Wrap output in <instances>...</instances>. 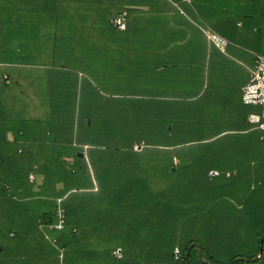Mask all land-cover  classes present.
Instances as JSON below:
<instances>
[{
    "label": "crops",
    "instance_id": "1",
    "mask_svg": "<svg viewBox=\"0 0 264 264\" xmlns=\"http://www.w3.org/2000/svg\"><path fill=\"white\" fill-rule=\"evenodd\" d=\"M51 1L17 6L15 19L0 20V43L13 38L17 43L29 33L37 43L49 41V34L62 43L61 51L53 45L51 63L39 61L43 57L26 63L0 56V179L30 192L14 197V206L1 198L0 217L12 215L15 226L36 228L42 235V242H33L37 247L54 243L35 221L48 203L35 190L44 178L53 185L48 175L53 156L65 155L70 164L76 152L82 157L95 152L110 155L111 162H96L94 170L88 165L91 178L80 181L79 194L70 189L59 197L65 220L67 211L78 226L84 257L79 264H91L94 236L175 233L172 229L181 227L176 209L183 193L211 182L239 187L241 218H264V129L249 119L261 113V106L245 104L241 97L255 53L264 54V27L252 21L253 15H241L237 0ZM24 10L44 14L23 19L29 14ZM121 11L127 12L123 29L111 21ZM206 28L228 39L224 50L207 38ZM23 75L30 78L20 79ZM92 98L99 123L109 117L112 132L123 131L115 135L121 142L117 147L80 141ZM136 143L143 146L135 149ZM210 170L219 174L210 176ZM188 198L191 202L194 196ZM251 240H260L261 249L252 245L246 251L261 259L263 238L252 234ZM117 246L124 258L123 246ZM141 256L142 264H151L149 247L143 245Z\"/></svg>",
    "mask_w": 264,
    "mask_h": 264
},
{
    "label": "rangeland",
    "instance_id": "2",
    "mask_svg": "<svg viewBox=\"0 0 264 264\" xmlns=\"http://www.w3.org/2000/svg\"><path fill=\"white\" fill-rule=\"evenodd\" d=\"M4 1L6 2V0ZM20 1L21 0H8V2H6V5H8L6 8L2 10L0 7V20L4 21V19L7 18L15 19V8L21 6L17 4ZM234 3L241 15H253L252 21L258 22L260 26L264 27V0H237V2L235 1ZM0 4H4V2L1 1ZM24 12L29 14L22 16L23 19H39L42 17L40 14H44L37 10H24ZM54 28L57 33H61L60 31L62 28ZM26 29L28 30V28ZM48 29L50 30V28ZM29 35L30 36H27L26 39L18 41L17 43L14 38L5 43L1 42V58L9 62L19 60L26 63L36 61V57H43L44 59L39 61H44L46 63L55 61L50 56V53L55 51L54 46L61 51L62 43H56L57 41L53 42L54 40L50 39L53 35L50 37V34L49 41L45 40L41 43L33 41L31 33H29ZM262 43L260 49L264 51V36L262 38ZM15 47L18 49L16 50ZM26 70L28 73L31 72V68H26ZM8 72L10 79H15L16 76L10 71V68ZM46 77L53 79L54 75L49 74V76L46 75ZM23 78L27 79L30 78V76H20V79ZM82 100L83 98H80V102H82ZM91 101L92 109H89L90 114H88L84 122L86 129H83V132H79L80 141L107 148L117 147L121 142L120 139L115 138V135L118 137L120 134L119 132L123 131L120 130L117 134L115 132L113 133L111 123L108 120L109 117H107L106 123L100 124L95 116L93 98ZM80 108L82 115L84 112L82 103H80ZM89 121L90 123H88ZM149 141H153V139ZM144 161L146 164L147 162L155 164L153 159H146ZM144 161L142 160L143 163ZM143 163L142 166H144ZM215 183H209L211 186L189 188V193H183V201L181 205L177 204L176 209V221L181 227H179V229H172L175 233L164 234L162 236H99L95 242L97 249L92 252L90 255L91 258H87L88 263L96 261L100 264L101 262L102 264H122V261L117 262V260L120 259H116L113 256L108 257L107 249L116 244L124 245L125 250L129 252L128 254L135 257V259L134 257L130 259L138 261L141 257L142 245H145V249L149 247L153 250L156 247V242H158L160 238L165 250L170 244L179 245L183 250V254L187 257L185 258L186 264L189 260L191 264L194 261H205L206 264L225 263L228 261V264H233L234 256L237 254L248 255L246 256V261L249 264L255 262L256 264H264V218L251 222L248 221V218H241L239 213H242V211L237 209L239 203L238 199L240 197L239 187L229 186L228 184L220 186L221 184ZM75 192L79 194V191ZM261 192L264 195V187H262ZM190 194L194 196L191 202H189L188 198ZM180 216L181 220H179ZM252 234H256V238H263V251H261L263 257L261 259L258 258L256 254L249 256L246 251H249L254 245L259 249L258 252L261 249L258 240L252 243ZM100 256H104L103 259L105 261H101ZM112 258L115 260L114 262H112ZM128 260L126 261L127 263Z\"/></svg>",
    "mask_w": 264,
    "mask_h": 264
},
{
    "label": "trees",
    "instance_id": "3",
    "mask_svg": "<svg viewBox=\"0 0 264 264\" xmlns=\"http://www.w3.org/2000/svg\"><path fill=\"white\" fill-rule=\"evenodd\" d=\"M1 1L4 2V4H0L1 9L3 10L8 6L6 5V2H8V0H6V2L4 0H0V2ZM49 2L52 1L51 0H21L17 4H20L21 6H23V8H26L28 6H33L34 3L39 5V4H47ZM79 149L81 150V148ZM53 158L54 159L52 166H54V169L49 170L48 172L49 181L50 183L53 182V185L47 186L46 179L44 178V181H41L37 189L35 190L34 195H38L42 198H45L46 200L45 199L44 200L48 202L47 205L44 207V209L41 210L35 216V221H37V225L39 223L45 228L46 233H48V237L53 238L55 242L50 243V241H48L47 247H45L44 245H41L43 246V248L37 247L33 244V242L37 244L42 242L41 239L42 235L40 234V232L36 230V228L30 226L24 229L22 227L15 226L16 220L12 215L8 218V220L2 219L0 217V264H60V263L79 264V262H81V259L84 258V257L81 258L80 250L78 247L80 241H79V236L75 232L76 230H78L77 223L71 221V217H69L67 211H66V220L64 221L65 223L62 228L57 229L54 227H49L50 225L55 224L57 220L54 204L57 198L59 197L62 198L64 194H66L70 189H75V191H80V189L82 188V186H78L80 181H82V179L91 178L89 177L91 173L89 171L88 165L92 167V168L90 167V169L94 170L93 164L99 161L101 162V160L103 163H110L111 157L110 155L101 157V155L96 154L95 152L86 153V157L85 156L82 157L79 156L76 152L73 154V160L70 164H68L67 160H65V155H56L53 156ZM43 174L44 177L47 178V173L43 172ZM23 181H24L23 183H25L26 178H24ZM72 183H74L76 186L75 187L67 186V184L69 185ZM13 184H11L8 181L2 182V180L0 179V199L8 198V201L11 202L10 203L11 206H14V200H13L14 197L22 196V194L23 196H25L26 194L29 195L30 193L29 191L26 192V188L24 187V185L20 186L21 187L20 188L14 186ZM19 189L23 192L20 191L19 193L18 191ZM6 221L7 224L4 223ZM73 228H75L74 231ZM162 235L164 234H152L151 236H162ZM106 236H110V235H106ZM129 236H134V235H129ZM94 237H96V239L94 240L96 242L99 236H94ZM259 242L261 243L260 240ZM156 243L157 244L155 249L152 250L150 248L151 264H159L160 259L166 260L165 261L166 264H172L175 262L179 264H184V263L186 264L185 258L187 257L183 254L182 248L181 250H179V256L174 259L173 250L175 248V245L177 244H170L165 250L163 242L161 241L160 238ZM116 245L110 246L108 248L109 250L107 249L108 257H112L111 250ZM122 246L124 248V245ZM60 247L64 249L61 258H59L58 256V248ZM142 248L143 245L141 247V254H142ZM128 253L129 252H127L124 248V254H125L124 258L117 260V262L122 261V264H142V262L144 261L142 256L139 258L138 261L130 259L133 258L134 256L129 255ZM36 254L38 256H36ZM88 255H89L88 257H90L91 254ZM103 257L104 256H100L101 261H105ZM246 258H247L246 256L238 255L237 257H234L233 262L246 261L247 260ZM127 260L128 263L126 262ZM114 261L115 260L113 259L112 262ZM188 262L189 264H191L190 260ZM90 263L95 264L93 261Z\"/></svg>",
    "mask_w": 264,
    "mask_h": 264
},
{
    "label": "built area",
    "instance_id": "4",
    "mask_svg": "<svg viewBox=\"0 0 264 264\" xmlns=\"http://www.w3.org/2000/svg\"><path fill=\"white\" fill-rule=\"evenodd\" d=\"M127 19V12L121 11L114 15L111 19L112 24L117 28H125ZM206 36L210 39L216 46H218L221 50H224L228 39L219 33L206 28L205 30ZM242 101L245 104H259L261 106L260 114H250L249 119L252 122H256L257 125L264 129V54L255 53L254 57V66L250 70V77L246 84L242 86ZM142 143H136L133 145L135 149H139L142 147ZM210 176L219 174L218 170H210L208 172ZM32 178V174H30ZM56 214V222L49 227H54L60 229L64 225L65 221V210L61 205V198L57 199V205L55 208ZM64 249L62 247L58 248V256L62 257ZM175 257L179 256V249L176 247L173 250ZM112 254L115 258L120 259L123 257V249L120 246L115 247L112 250ZM236 264H243L241 262H237Z\"/></svg>",
    "mask_w": 264,
    "mask_h": 264
},
{
    "label": "water",
    "instance_id": "5",
    "mask_svg": "<svg viewBox=\"0 0 264 264\" xmlns=\"http://www.w3.org/2000/svg\"><path fill=\"white\" fill-rule=\"evenodd\" d=\"M187 264H188V261H187Z\"/></svg>",
    "mask_w": 264,
    "mask_h": 264
}]
</instances>
